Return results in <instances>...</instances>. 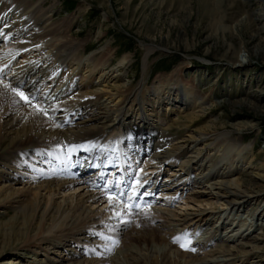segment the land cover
Wrapping results in <instances>:
<instances>
[{
    "label": "bare ground",
    "instance_id": "bare-ground-1",
    "mask_svg": "<svg viewBox=\"0 0 264 264\" xmlns=\"http://www.w3.org/2000/svg\"><path fill=\"white\" fill-rule=\"evenodd\" d=\"M52 7L43 0H0V206L13 211L10 225L0 223V251L23 240L33 244L35 257L59 243L68 260L70 246L87 236V248L95 247L96 227L122 224L114 219L127 209L115 197L127 191L131 204L128 197L136 189L148 203L138 209L142 219L136 216L133 227L119 232L116 255L102 251L103 257L85 258L86 264H119L120 256L124 264H242L264 258L262 247L246 248L249 241L243 240L264 222V162L254 163L253 143L213 129L214 118L206 112L211 94L197 90L196 77H183V63L147 86L155 46L146 44L142 78L130 87V56L110 66V49L83 55L69 18L55 21ZM181 118L184 133L173 134L170 122ZM244 172L261 188L245 184ZM106 176L112 180L98 184ZM210 219L209 234L193 236ZM179 220L189 227L187 240L196 238L198 251L174 241L172 224ZM55 256L45 262L62 264ZM8 263L27 264L17 258L2 262Z\"/></svg>",
    "mask_w": 264,
    "mask_h": 264
},
{
    "label": "rangeland",
    "instance_id": "rangeland-1",
    "mask_svg": "<svg viewBox=\"0 0 264 264\" xmlns=\"http://www.w3.org/2000/svg\"><path fill=\"white\" fill-rule=\"evenodd\" d=\"M51 4L55 21L62 17L69 18L70 33L74 39L81 41L83 55L110 49L112 56L107 61L110 66L123 55L130 56L132 62L127 68L130 87H136L142 78L146 44L155 46L149 55L147 86L156 76L168 74L174 66L183 63V77L188 80L196 77L197 90L211 94L206 112L214 118L213 129L227 130L235 136H241L243 143L252 142L254 163L264 162V0H43V6L49 7ZM202 120L200 118L196 122L201 124ZM182 121L181 118L177 120L178 124L170 122L173 134L184 133ZM249 176L244 172V183L254 185L256 190L260 189V186L250 182ZM101 177L98 184L112 180L107 176ZM95 183L94 188L97 185ZM117 194L120 197H115V203L120 204L122 210L127 209V214H120L114 219L116 223L122 222L121 225L113 226L111 221L106 227H96L97 230L91 232L97 238L95 247L87 248V236L85 243L79 245L76 242L70 246L74 252L68 260L63 255L65 249L60 248L59 243L55 248L47 249L46 253L39 251L34 257L30 250L33 244L25 245L20 240L10 245L7 251H0V264L16 258L27 264L32 261L43 264L46 259L55 256V252L61 254L55 259L62 261V264L68 261L70 264H86L85 258L94 260L103 257L102 251L107 256L116 255L122 243L120 233L133 227V219H142L138 209L148 204L142 202L144 197L138 199L136 193L129 196L132 197L129 201L131 204L126 199L127 191L124 193L120 190ZM156 201L160 205L163 203L162 198ZM169 202L170 207H180L176 201ZM187 210L189 212L192 208ZM12 217L13 211L8 204L4 208L0 206V223L10 225ZM180 222L172 224L174 228L171 234L186 238L189 227L181 226ZM210 226L211 219L207 224L201 223L193 236L198 239L204 234L205 237L209 234ZM134 229L137 230V226ZM249 233L246 239L243 238L249 241L245 247L250 248L255 243L263 248L264 253V222ZM253 234L260 238L252 240ZM220 236L223 239L227 237ZM196 238L193 240L197 241ZM214 238L219 239V236ZM217 239L215 244L218 243ZM191 240L186 238V241H190L186 245L198 251V246ZM1 241L0 237V244ZM228 244L229 241L223 242L224 246ZM106 246L111 247L106 249ZM233 249L231 251L235 252ZM253 258L249 257L248 261L244 259L242 264H264V258L252 261ZM118 260L119 264H124L121 256ZM56 261L46 264H58ZM111 261L113 264L116 262L115 259Z\"/></svg>",
    "mask_w": 264,
    "mask_h": 264
},
{
    "label": "snow or ice",
    "instance_id": "snow-or-ice-1",
    "mask_svg": "<svg viewBox=\"0 0 264 264\" xmlns=\"http://www.w3.org/2000/svg\"><path fill=\"white\" fill-rule=\"evenodd\" d=\"M4 87H5V88H9L10 86L7 85V84H5ZM20 87H23V85H20ZM11 90H12L13 92L17 93V95H19L22 99H24V100H27V99H28L27 97L24 96L23 92H20V91H19L18 88H12ZM140 186H141V185L137 184V188L140 187ZM135 191H136V189H133V193H134V194H135ZM107 194H108V193L106 192V195H107ZM128 198H129L130 200L132 199V197H128ZM113 199H114V197H113L112 195H108V200H109L110 203H112ZM136 206L139 207V205H136ZM116 215H120V213H116ZM174 241H175V242H180V246H181L182 248L186 247V244H189V243H190V241H185V237H184V236H177V237L174 238ZM181 241H184V242H181ZM192 250H194V249H192Z\"/></svg>",
    "mask_w": 264,
    "mask_h": 264
}]
</instances>
